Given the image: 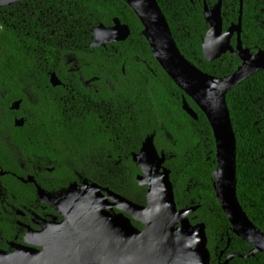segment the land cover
<instances>
[{
	"label": "trees",
	"instance_id": "obj_1",
	"mask_svg": "<svg viewBox=\"0 0 264 264\" xmlns=\"http://www.w3.org/2000/svg\"><path fill=\"white\" fill-rule=\"evenodd\" d=\"M156 1L179 51L189 62L216 78L235 72L240 65L236 56L226 53L208 63L202 55V40L209 28L203 16V1L213 6L218 0ZM242 2L243 47L252 53L264 51V0ZM222 17L223 30L236 24L239 0H222ZM114 19L129 27V38L106 47L90 48L92 29L112 26ZM141 33L140 22L122 0H26L0 9V71H32L40 76L50 72L66 78V84L72 81L68 88L72 89L73 98L68 99L66 107L72 108L70 113L64 111L60 116L61 110L50 107L47 117L33 118L35 135L40 138L59 135L62 128L67 137L97 133L99 126L108 125L114 148L129 145L130 152L136 153L144 139L154 134L156 148L166 156L164 165L170 170L177 209L198 206L189 220L193 225L204 223L208 251L216 245L220 233L224 239L226 236L232 239L231 245L246 251L250 245L231 232L214 195L212 173L216 151L209 123L154 60ZM235 42L233 37L231 45ZM68 59L76 63L83 79L93 78L97 94L92 96L83 90L79 93L82 84L78 82V74L71 77L67 73L64 62ZM82 95L92 96L98 111L77 116L74 107ZM183 96L198 115L197 120L182 110ZM108 103L113 111L110 124L106 122V110L101 111L102 104ZM226 104L236 137L237 199L249 220L264 233V70L230 90ZM98 114L103 115L104 124ZM26 127L12 134L26 137ZM122 162L131 174L128 192L123 194L143 204L146 189L133 180L140 171L130 156L122 157ZM137 227L142 229L139 223ZM237 262L264 264V253Z\"/></svg>",
	"mask_w": 264,
	"mask_h": 264
},
{
	"label": "water",
	"instance_id": "obj_2",
	"mask_svg": "<svg viewBox=\"0 0 264 264\" xmlns=\"http://www.w3.org/2000/svg\"><path fill=\"white\" fill-rule=\"evenodd\" d=\"M26 0H0V9ZM132 10L142 26V35L149 45V51L164 73L203 113L212 130L215 143L216 167L212 173L215 198L220 205L231 232L250 245L251 251L245 256L264 253V233L249 220L239 204L236 194V137L226 104V95L254 74L264 70V51L252 53L243 47L241 41L242 0H239V17L236 24L223 30L222 0L213 6L203 1V16L208 30L202 40V55L211 63L226 53L236 56L240 65L231 75L216 78L210 76L189 62L179 51L167 20L156 0H122ZM192 2V0H190ZM91 48L125 42L130 29L119 19L112 26H96L92 29ZM235 37V45H231ZM53 86L61 85L55 73L50 76ZM182 97V110L193 120L198 115ZM18 104V103H17ZM132 162L140 170L136 182L146 188L145 203L140 205L125 197L106 191L118 213H106L98 199L88 188L72 197L76 185L68 188L66 199L74 202L73 212L79 217L74 228L81 233L95 234L92 226L104 225L100 230L108 243L92 246V251L81 252L78 264H210L207 236L204 223L191 224L190 216L198 206L177 209L170 170L165 167L166 156L159 152L154 143V134L147 136ZM92 187L95 188V185ZM43 201L48 196L40 189ZM96 193L97 191L94 190ZM112 206V207H113ZM111 209V206H108ZM124 214L128 215L126 217ZM107 215V218H106ZM142 225L137 229L132 222ZM90 227L86 228V225ZM99 232V233H100ZM97 241V240H96ZM100 242V241H97ZM43 246L42 242H38ZM80 255H78L79 258ZM46 252L31 249L16 251L11 255L0 254V264H59L60 260L48 261Z\"/></svg>",
	"mask_w": 264,
	"mask_h": 264
},
{
	"label": "flooded vegetation",
	"instance_id": "obj_3",
	"mask_svg": "<svg viewBox=\"0 0 264 264\" xmlns=\"http://www.w3.org/2000/svg\"><path fill=\"white\" fill-rule=\"evenodd\" d=\"M64 64L71 77L78 74V82L82 84L79 93L83 90L92 96L97 94L96 85H92L93 78L83 79L71 59ZM38 74L0 71V254L11 255L31 249L46 252L51 261L59 259V264H78L83 248L92 251L94 244H101L96 251H103L102 245L108 242L98 237L104 235L100 230L107 226L94 224L95 234H87L81 239V233L73 228L79 217L73 212V200L66 199L68 188L76 185L71 191L72 197L88 188L103 210L113 216L119 210L113 206L105 190L126 198L123 193L128 192L131 174L122 157L132 158L135 152H130L129 145L115 149L108 125L99 126L97 133H78L74 137L64 135L63 128L59 135L43 138L35 135L34 117L39 120L47 117L50 107L61 110L60 116L64 111L70 113L72 108H66L67 101L73 98L72 89L68 88L72 85L71 80L66 84V78L56 75L61 85L53 86L50 83L52 73ZM82 96H78V104L74 107L77 116L91 110L96 112L98 106L92 103V96ZM102 105L101 111L106 110V122L110 124L113 121L112 104ZM98 119L104 124L102 114H98ZM25 125L28 129L26 137L12 134ZM39 143H42L41 147ZM138 175L140 173L133 176L135 182ZM38 189L48 196L44 199L46 201L40 199ZM132 225L138 229L137 222L133 221ZM87 227L90 226L87 224ZM217 236L216 245L209 252L210 264H224L229 256H245L252 249L250 246L245 251L241 246L231 245L232 239L228 236L224 239L223 233ZM248 258L235 256L226 264H239L237 261Z\"/></svg>",
	"mask_w": 264,
	"mask_h": 264
}]
</instances>
